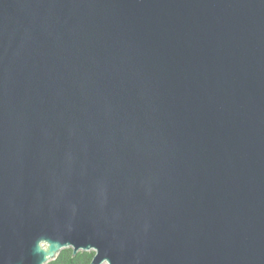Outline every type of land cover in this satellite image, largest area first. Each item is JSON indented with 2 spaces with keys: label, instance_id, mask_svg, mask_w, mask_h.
Returning <instances> with one entry per match:
<instances>
[{
  "label": "water",
  "instance_id": "95a60500",
  "mask_svg": "<svg viewBox=\"0 0 264 264\" xmlns=\"http://www.w3.org/2000/svg\"><path fill=\"white\" fill-rule=\"evenodd\" d=\"M264 264V0H0V264Z\"/></svg>",
  "mask_w": 264,
  "mask_h": 264
},
{
  "label": "trees",
  "instance_id": "16d2710c",
  "mask_svg": "<svg viewBox=\"0 0 264 264\" xmlns=\"http://www.w3.org/2000/svg\"><path fill=\"white\" fill-rule=\"evenodd\" d=\"M94 252H81L73 255L71 248L62 249L55 259L47 262L46 264H90Z\"/></svg>",
  "mask_w": 264,
  "mask_h": 264
}]
</instances>
